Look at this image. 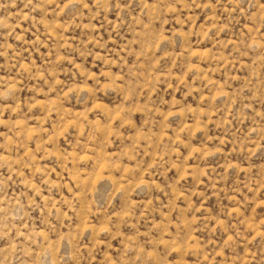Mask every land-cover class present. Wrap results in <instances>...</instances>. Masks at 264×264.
<instances>
[{
  "label": "rangeland",
  "instance_id": "374dc122",
  "mask_svg": "<svg viewBox=\"0 0 264 264\" xmlns=\"http://www.w3.org/2000/svg\"><path fill=\"white\" fill-rule=\"evenodd\" d=\"M0 264H264V0H0Z\"/></svg>",
  "mask_w": 264,
  "mask_h": 264
}]
</instances>
